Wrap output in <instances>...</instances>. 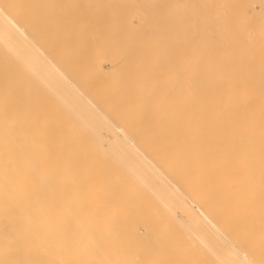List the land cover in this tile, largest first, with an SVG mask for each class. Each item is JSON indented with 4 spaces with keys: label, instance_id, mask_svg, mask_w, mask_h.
I'll list each match as a JSON object with an SVG mask.
<instances>
[{
    "label": "bare ground",
    "instance_id": "bare-ground-1",
    "mask_svg": "<svg viewBox=\"0 0 264 264\" xmlns=\"http://www.w3.org/2000/svg\"><path fill=\"white\" fill-rule=\"evenodd\" d=\"M1 1L0 264H46L55 259L37 256L102 250L97 239L115 231L101 228V213L113 212L103 209L145 204L154 205L162 219L179 218L185 233L218 236L227 229L242 238L245 250L264 251V92L258 90L264 89V73L254 77L264 68L229 59L224 51L218 61L203 59L213 48L187 47L186 66L180 67L188 75L177 73L186 70L173 59L167 67L173 65L180 77L167 75L163 81L155 71L149 74L163 81L160 85L171 80L169 100L154 89L158 80L146 82L144 72L145 77L125 74L129 83H123L116 66L125 62L124 54L121 61L104 63L98 48L81 59L82 45L68 54L66 43H39L34 27L25 25L26 14L14 12L17 20L12 15L10 7L18 1L12 6ZM19 1L13 8L30 10ZM65 54L75 60L66 64ZM139 61L142 68L148 63ZM158 62L159 68L165 65ZM126 230L121 229L128 235Z\"/></svg>",
    "mask_w": 264,
    "mask_h": 264
},
{
    "label": "rangeland",
    "instance_id": "rangeland-1",
    "mask_svg": "<svg viewBox=\"0 0 264 264\" xmlns=\"http://www.w3.org/2000/svg\"><path fill=\"white\" fill-rule=\"evenodd\" d=\"M10 1L12 3L9 4V6L10 5L12 6L14 4L15 5L20 4L21 2L19 0H16L18 1V3H16L15 0H8V1L5 0L6 3ZM22 1H25L26 3L25 4L22 2L25 5L24 7H26L27 5V7H30L31 11H33L34 9L35 12L34 11H33L34 13L31 12L29 8H23V10L25 9L28 10L29 12L21 10L22 8L18 6L13 8L15 6L14 5L10 7L12 8V11L14 10L12 15L13 16L15 15V19L17 20L16 17L19 14L18 13L19 11L20 14L21 12H24L22 15L26 14L24 15L23 19L25 18V20L30 21V23L28 22L27 24V22L24 21L22 17H20V21L22 20L21 23L23 21L26 22V24L25 23L24 24L29 26V28L34 27L33 29H35L36 31L34 30L32 35L36 37V40L42 38L41 40H38L39 43H43L46 46L59 45V47L60 45H62L63 47V45L66 43L64 45L65 46L64 48L68 46V48L70 49V50L67 49L69 50V52H67L68 54L73 50L76 51L74 48L78 49L80 45H82L80 47L81 49L80 52L82 53L80 54L81 56H79L81 59L88 58L86 52L87 53L90 52L89 55L90 54L93 55L92 53L96 52L97 51L96 48H98L99 50L102 51L103 55L105 56L104 63L106 62L110 63L111 62L109 61L110 58H111L110 60L113 61L117 59L118 60L120 59L121 61L122 58L118 56H120V54L121 55L124 54L123 55V58L125 57L124 61L126 63L128 62L129 65L123 61H122L123 63L121 62L120 63L122 65L123 64H126V66L128 65V68L125 65H123L120 67L121 68L123 67L124 70L123 69L119 70L120 68L119 65H121L120 63L117 64L116 66L117 68L115 67L116 74L118 73L117 75L119 77L121 75L122 78H125L123 81L124 84L125 82L129 83V81H127L129 79L127 78V76L129 77V75L133 74V78H135V75H138L136 73H139L140 75L143 72L147 74L146 78L149 77L146 80V82L148 80H150L149 82H153L157 76L158 78L160 77L159 79L163 80L164 78H166L167 75L176 76L177 73L179 74L183 73V75L184 74L188 75L186 67L185 69L184 68L182 69L181 67L183 65L186 66V64L185 63L182 64V62L184 61V55L186 49L188 50L187 47H189L190 49L194 45H196L194 47L210 46L211 48H213V50L211 51L213 55L204 56L203 59L211 58L218 61L219 60L218 53L224 51L226 52V54H228L227 58L229 59H233V60L242 59V60L254 61L260 67L264 68V0H202V1L201 0H34V1L22 0ZM139 1H142L143 4ZM9 6L7 7L9 8ZM17 7L20 9H18ZM35 7L37 8V10H35ZM63 10H65V12ZM16 11L18 12L14 14V12ZM196 11L198 12L199 16L197 15ZM54 13L56 14V16ZM34 14L37 16H35ZM81 15H83V18ZM26 16H29V18ZM41 16L45 20L43 19L42 21H40V19L42 18ZM31 17H33L34 21L33 19H31ZM37 18L40 19L38 20ZM35 19L38 21L36 22ZM67 19L69 20V22ZM18 22H19V17H18ZM33 22L34 23L36 22V24H34ZM38 28H40L39 30L42 34H40ZM50 28L52 29L53 32L50 31L51 30ZM65 32L68 35V37L66 35L67 38L65 37ZM92 32H94V34ZM50 34L52 37L50 36ZM29 35L31 37V34ZM42 35L43 37H41ZM62 36L63 38H61ZM69 36L71 39L69 38ZM53 39H55V41H53ZM61 39L62 40L64 39V41H62ZM66 40H68L67 41L68 43L65 42ZM45 41H47V43ZM76 42H78V44H76ZM109 45L111 46L109 47ZM57 47L58 46H56V48ZM86 47L87 49L85 50ZM112 47L113 49H111ZM120 47H122L121 50ZM126 47L128 49H126ZM168 47H171V49ZM104 48H106L107 51L106 49L104 50ZM115 50L118 51L116 52ZM122 50L125 51V53ZM133 52L135 53L134 55ZM169 54L171 55L174 54L175 56L174 55L169 56ZM67 55L65 57V62H69L70 60L72 61L71 58L74 57ZM114 55L117 56L115 57ZM159 55L161 56V58H159L160 57ZM163 55L166 57H164ZM156 56H159L158 60H160V62H163V65L165 64L164 66L160 65V62L158 63L162 67L159 68V66L155 65V61H158ZM69 58L70 60H68ZM92 58L93 57H91V59ZM171 59L175 60V61H171L172 64L181 62L180 64L182 65L179 64V68L182 71L183 70L186 71L179 72L180 70L176 69L177 73H175L172 64H171L172 65L171 69L169 68L170 62L168 61ZM139 60L148 63H146L147 64L146 65L143 62H141L145 65L144 66L142 64L143 65L142 68V66L139 67L140 66ZM70 63L72 62L66 64H70ZM153 65H155V67ZM156 66L159 69H157ZM138 67H139L138 70L139 72L136 70ZM152 67L156 68L157 71L151 69ZM140 68H142L143 71L140 70ZM128 70H131L132 72ZM154 71L155 74H157L155 78L149 75V74L155 75ZM163 71L164 74H162ZM119 72L121 74H119ZM113 73H115V70L113 71ZM263 73L264 72L262 73L258 72L253 74L254 77H259ZM125 74L127 76H125ZM177 76L180 77V75ZM138 77L136 76V78ZM136 80L137 79L135 80L133 79V81ZM163 81L158 80L159 83L156 81L157 83L154 89L156 88L158 92L160 93L162 92L165 95L168 94L167 95L168 98L169 94L173 91L172 89L171 91L169 87H173V85L172 83H169L171 81L170 79H168L169 82L165 80L166 85L164 84L160 85V83H163ZM132 82H130L131 86L133 83H135ZM149 82L147 83L148 86L146 88H144L146 85L144 87L142 86L144 90L150 88L151 84ZM143 83H145V81ZM154 83L155 82H153V84ZM169 84H171L172 86ZM158 85H160L159 87L161 89L157 87ZM131 86H129V88ZM162 87H168L167 90L169 93H167V90H165L166 88L162 89ZM181 88L182 86L178 90L183 91L184 89ZM253 90H256V88L253 87ZM258 90L264 92V89L262 88ZM169 97H170L169 100L174 99L171 98V96ZM149 206L148 204H145L143 206L141 205V207L129 206L128 208L127 206L114 207V208L106 206L103 209V211L112 210L113 212L110 214L104 212L101 213L100 226L101 228L103 227L107 229L111 228L110 231H114V230L115 231L113 232V235L112 234L106 235L105 238L97 239V243L103 247L102 250L79 249L74 253L67 254L66 251H63V253L56 256L41 255V256H37V258L55 259L46 264H239V262L241 264H254L255 260H259L260 264L261 262L264 263V251L253 252L252 250L247 249L249 251L247 252V250H245L246 246L243 247L240 245L241 242H244L242 238L238 237V239L237 238L235 239V236H233V234L230 233L229 230L227 229L221 230L218 236L214 234L196 235L193 233H185L181 229V227L184 226V223L181 222L179 218L174 217L172 218L171 221L168 220V217L167 219L164 218L162 219L158 215L159 214L158 212L156 213L154 212L156 207H154V205L151 207V204ZM125 208H127V210H125ZM146 211H150L151 214ZM176 211L179 212L181 211V209H176ZM141 212L142 214L144 213V215L141 214V217H136V215L140 216ZM199 222H201V224L203 225L205 223L203 222V220H199ZM203 225L201 227V225L199 224L200 229H204ZM218 227L219 226H216L217 229ZM124 228H127V230L129 229L131 233L128 230L129 231L128 235L124 234L121 231V229ZM109 238H111V240ZM238 240L240 241V243ZM77 242L79 243V240H77ZM246 242L248 241L246 240ZM238 244L240 246H238ZM236 250L239 253H242L240 254L241 256H239L238 252H235ZM232 251L234 253H232ZM242 255H243V259L244 260L246 259L245 261H247V263L246 262L243 263L242 261L243 259H240L242 258ZM235 256H237V258ZM238 259H240V261H238Z\"/></svg>",
    "mask_w": 264,
    "mask_h": 264
}]
</instances>
